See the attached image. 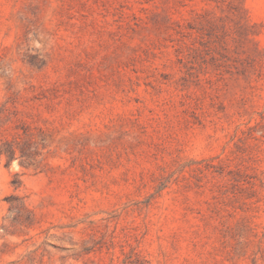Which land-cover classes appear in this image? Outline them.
Returning <instances> with one entry per match:
<instances>
[{"label": "rangeland", "instance_id": "obj_1", "mask_svg": "<svg viewBox=\"0 0 264 264\" xmlns=\"http://www.w3.org/2000/svg\"><path fill=\"white\" fill-rule=\"evenodd\" d=\"M16 96L0 264H264V0H0Z\"/></svg>", "mask_w": 264, "mask_h": 264}, {"label": "trees", "instance_id": "obj_2", "mask_svg": "<svg viewBox=\"0 0 264 264\" xmlns=\"http://www.w3.org/2000/svg\"><path fill=\"white\" fill-rule=\"evenodd\" d=\"M18 97H11L3 102H0V132L8 121L12 120L11 111L7 107V103L14 104ZM64 138V137H63ZM68 137L60 140L65 146L64 150L68 149ZM54 142L52 132L40 125H31L25 121L16 124L14 131L10 137H6L0 133V161L6 159L9 164L12 160L18 159L19 164L26 168L38 169L45 165L44 161L51 153V145ZM131 259L125 261L127 264H152L151 260L141 256L137 251H131Z\"/></svg>", "mask_w": 264, "mask_h": 264}]
</instances>
